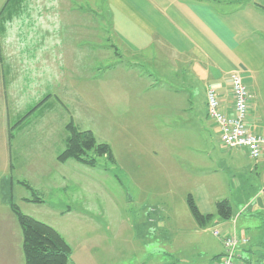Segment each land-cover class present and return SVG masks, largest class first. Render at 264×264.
Instances as JSON below:
<instances>
[{
	"label": "crops",
	"instance_id": "obj_1",
	"mask_svg": "<svg viewBox=\"0 0 264 264\" xmlns=\"http://www.w3.org/2000/svg\"><path fill=\"white\" fill-rule=\"evenodd\" d=\"M78 1L2 0L0 5V264H26L23 231L11 203H16L22 211L18 204L20 201H34L28 200L32 197L21 188L31 191L23 184L26 180L15 181L13 173L17 169V156L26 155L22 146L27 143L22 139L26 138L27 128L39 121L41 130L48 129L50 121L43 123L44 116L55 109V99L47 89L43 90L40 77H43V58L41 55L31 60L27 57L25 46L28 42L23 37V23L19 22L38 21V24L28 25L36 28L31 36H39L36 43L42 50L44 32L40 29H55L56 34L62 35V21L75 18V15L63 11L79 12L78 8L70 7ZM93 1L102 7L97 6V11H107L116 40L114 54L120 59L115 64L106 65L105 69L111 73L112 68L115 71L125 68L127 74L134 72L132 83L149 82L141 93L128 95L119 91L112 93V87L106 86L105 111L109 114H112L111 110L123 111L119 115L123 117L126 113L128 117L127 110H130L132 114L126 125L134 127V130L140 123L151 125L163 115V123L171 122L168 126L170 133L179 131L176 116H187L183 125H188L190 130L192 112L194 107L197 108L193 103L194 89L199 87L204 92L203 109L201 111L200 108L199 112L200 115L203 112L204 119L199 120L205 139L199 144L200 157L184 154L185 165L178 170L177 166L181 164L177 165L173 155L168 156V172L162 178L167 180L171 194L179 190L185 195L190 212L184 210L180 214H172L170 211L166 219L156 216L141 222L129 220V215H125L120 221L106 223L111 230L108 233L93 231L99 223L86 221L89 232H82L84 238L73 248L69 264H111L117 260L120 264H218L224 254L222 239L232 234L241 238L239 260L264 264V149L260 158L253 159L243 148L225 147L218 125L208 116L206 98L207 88H214L222 109L232 114L234 100L230 75L239 72L251 92L248 123L252 131L264 135V0ZM56 3L67 7L59 6L62 12H58L53 7ZM76 16L80 19V14ZM95 21L96 17L88 25L93 30L92 36L98 33ZM80 27L83 30L87 25ZM15 29L19 31L18 35H14ZM45 36H51L48 41L53 38L52 33ZM62 49L57 56L64 54V47ZM60 65L63 74L64 67ZM61 77L59 75V79ZM117 79L121 82L123 77ZM163 81L175 82L177 88H172L175 92L169 99L178 102L160 111L158 105L167 104L163 100L160 102V95L146 93L149 89L156 91ZM47 83L51 84L48 80ZM71 85L67 89L71 90V101L86 97L84 90L90 91L93 86H85L81 93L78 80ZM128 96L130 102L127 101ZM44 99H47L45 104L40 106ZM33 115L35 119H31ZM153 130L157 129L153 127ZM43 140L46 141L45 138ZM170 142L173 145L174 140L170 139ZM185 144L184 149L192 146L189 142ZM20 147L22 151H18ZM156 173L146 175L158 179L160 176ZM189 196L205 216L214 215L217 202L228 199L232 216L221 219L214 215L201 224L189 207ZM191 214L195 221L189 222L190 230L186 231L184 226ZM79 224L81 226L73 222L78 227L85 223ZM160 224L170 230L177 228L181 233L168 239V246L164 249L160 248L158 239ZM216 230L220 231L219 236L215 235ZM101 236H108L103 241L104 247L98 240Z\"/></svg>",
	"mask_w": 264,
	"mask_h": 264
},
{
	"label": "rangeland",
	"instance_id": "obj_2",
	"mask_svg": "<svg viewBox=\"0 0 264 264\" xmlns=\"http://www.w3.org/2000/svg\"><path fill=\"white\" fill-rule=\"evenodd\" d=\"M1 2L2 0H0V5ZM93 2V0H79L70 5V7L78 8L80 13L63 11L65 14L75 15V18L62 21L64 25L63 30L60 31L62 35L56 34L55 29H40L44 32L42 50H40L41 45L36 43L39 36L33 34L31 36L32 30H36V28L28 25L29 23L38 24V21L21 20L19 22L23 23L25 32L23 37L28 42L26 46L24 44L27 57L31 60L35 56L40 58L41 55L43 58V77L40 75L43 90L47 89V93L55 99L53 100L55 109L44 116L43 123L45 120L50 121L48 129L41 130L39 121L33 122V125L27 128L26 138L22 139L27 143L22 146L26 155L17 156V169L13 173L15 181L26 180L34 189V191L32 189L27 191L21 186L27 196L32 198L39 196L43 198L44 202L25 203L20 201L18 204L22 206L23 213L57 229L72 249L84 238L82 232H89L90 228L87 227L86 221L99 223V226H96L93 231L108 233L111 230L106 227V223L120 221L125 215H129V220L141 222L142 219L156 218V216L166 219V215L168 216L170 211L172 214H180L184 210L190 212L185 195L179 190H176L175 194H171L167 180L162 178L166 177L164 174L168 172L169 157L173 155L177 165L181 164L177 166L178 170V167L182 168L185 165L184 154H187L188 157L190 154L200 157L199 144L202 139H205V133L200 128L199 120L204 119L203 112L202 115L199 113L200 108L201 111L203 109L204 92L199 87L194 89L193 103L197 104V108L194 107L192 112L190 130L188 125H183V121L188 119L187 116H176L179 131L170 133L168 126L171 125V122L168 120L167 123H163L161 120L162 117L165 118L163 115L156 118V121L151 125L140 123L134 130V127L126 125L132 114L130 110H127L128 117L125 116L126 113L123 117L119 115L123 111L114 112L111 110L113 115L105 111L106 86L112 87V93L119 91L128 95L132 92L141 93L140 91L145 90L144 86L148 87L149 82L147 81L146 84L132 83L134 72L127 74L125 68L116 71L112 68L111 73L109 69H105L106 65L115 64L120 59L116 58L114 54L113 47L116 45V40L112 35L107 11L105 9L97 11L96 9H99L97 6L101 7L100 3L96 5L97 2L95 4ZM12 5L14 6V4ZM59 6L67 7L61 3L53 5L55 10L62 12ZM76 14H80V19H76ZM95 17L97 21L94 25H96L98 33L96 36H92L90 34L93 33V30L88 28V25ZM59 21L57 20V22ZM83 24H86L87 27L81 30L80 26ZM48 33H52L53 36L49 41L51 36H45ZM18 34L19 31L15 29L14 35ZM77 34L81 36L76 38L74 35ZM56 39H59L60 42L59 40L56 42ZM29 44L37 51H33ZM62 47H64V54L57 56V53L60 55L61 50L63 51ZM29 49L31 50L29 51ZM60 64L64 67L63 74ZM59 75H62L60 79ZM119 76L123 77L121 82L117 79ZM47 80L51 84L47 83ZM77 80L78 86H81V93L85 86H93L89 89L90 91L84 90V94H87L86 97L84 96L78 101H71L69 100L71 90L67 91V89L72 86L71 83L73 84ZM174 87L177 88L174 81H163L158 84L156 91L149 89L146 94L152 95L153 93L158 97L160 95L163 98H159L160 102L163 100L162 102L167 104L158 105L160 111H164L162 110L164 107L169 108L167 106L178 102L169 99L173 97L171 93L175 92L172 89ZM127 101L130 102L129 96ZM127 101H125L126 104ZM152 109L155 110L153 107ZM170 114L169 112V116ZM35 117L33 115L31 119H35ZM70 122H74L81 129L92 130L99 142L110 144L116 161L111 162L105 157H99L95 166H89L75 159H68L64 162L58 160L57 156L65 148L68 134L66 125ZM153 127L157 130L154 131ZM170 139L174 140L173 145H171ZM187 142L192 146L184 149ZM22 148L20 147L18 151H22ZM152 172H157L155 175L160 177L153 179L152 176L146 175ZM146 185L150 187L145 188ZM143 208L145 211L142 210ZM190 217L184 226L186 231L190 230L189 222L191 224L195 221L192 214ZM73 222L78 225H80L79 223L85 224L82 228L74 226ZM160 226L159 245L161 249H164L168 246V239L180 236L181 233L177 228L170 230L163 228L161 224ZM107 238L108 236L106 238L98 237L101 242L100 246L104 247L103 241ZM102 247L99 249L101 253ZM111 264H120V261H111Z\"/></svg>",
	"mask_w": 264,
	"mask_h": 264
},
{
	"label": "trees",
	"instance_id": "obj_3",
	"mask_svg": "<svg viewBox=\"0 0 264 264\" xmlns=\"http://www.w3.org/2000/svg\"><path fill=\"white\" fill-rule=\"evenodd\" d=\"M46 100L44 99L40 106L44 105ZM66 128L68 134L65 148L58 155V160L64 162L68 159H75L89 166H95L99 157H105L111 162L116 161L111 145L107 142H99L92 130L81 129L74 122L67 124ZM12 136L13 133L10 131V137ZM23 184L32 189L26 182ZM32 190L34 191V189ZM28 200L44 202L43 198L39 196ZM188 203L193 215L201 224L214 215L221 219H229L232 216V206L228 199L217 202L216 213L208 216L200 212L192 196L188 197ZM11 208L23 231V250L26 264H69L73 249L57 229L23 213L16 203H11ZM246 264H249L248 261Z\"/></svg>",
	"mask_w": 264,
	"mask_h": 264
},
{
	"label": "built area",
	"instance_id": "obj_4",
	"mask_svg": "<svg viewBox=\"0 0 264 264\" xmlns=\"http://www.w3.org/2000/svg\"><path fill=\"white\" fill-rule=\"evenodd\" d=\"M230 82L234 100L233 113L229 115L222 109L215 89L209 86L206 92L208 116L218 125L221 141L225 147L243 148L251 158L258 159L264 149V135L252 131L248 123L250 89L239 72L230 75ZM214 233L220 235L218 230ZM222 241L224 255L218 264H246L238 259L241 238L237 234L224 237Z\"/></svg>",
	"mask_w": 264,
	"mask_h": 264
}]
</instances>
